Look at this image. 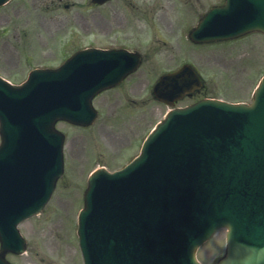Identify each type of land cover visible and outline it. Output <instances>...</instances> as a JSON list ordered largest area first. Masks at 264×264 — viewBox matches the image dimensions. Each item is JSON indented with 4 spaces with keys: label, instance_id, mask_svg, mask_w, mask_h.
<instances>
[{
    "label": "water",
    "instance_id": "95a60500",
    "mask_svg": "<svg viewBox=\"0 0 264 264\" xmlns=\"http://www.w3.org/2000/svg\"><path fill=\"white\" fill-rule=\"evenodd\" d=\"M249 4L254 18L247 19L250 24L243 19L242 32L251 27L264 31V0ZM124 71L115 77L104 55L86 53L56 71L35 70L19 86L0 78V160L12 151L27 150L36 133L51 142L55 119L86 123L90 97ZM191 132L197 145H183L196 152L189 159L179 145ZM52 145L57 146L60 163L61 143ZM175 158L182 168L193 166L194 172L174 176L170 167ZM166 190H176L177 196L197 206L191 229L175 228L169 222L162 203ZM120 203L136 216L147 234L146 243L152 246L143 264H197L195 247L219 225L228 228V247L218 264H264V79L251 107L206 102L174 111L132 164L91 178L79 218L85 264H132L125 250L111 254L108 250L115 249L102 242L104 234H110L105 233V219H123L114 210ZM40 205L38 201L27 213ZM167 205L173 208L175 202ZM101 211L105 216H99ZM126 226L132 236L137 235L130 221ZM103 250L110 255L108 260Z\"/></svg>",
    "mask_w": 264,
    "mask_h": 264
},
{
    "label": "rangeland",
    "instance_id": "374dc122",
    "mask_svg": "<svg viewBox=\"0 0 264 264\" xmlns=\"http://www.w3.org/2000/svg\"><path fill=\"white\" fill-rule=\"evenodd\" d=\"M14 9H17L14 7ZM11 9L3 8L0 10V23L4 26L10 24L8 27V37L13 38L15 31L14 28L22 21L18 15H24L20 12H12ZM179 12H175L172 21L178 19ZM189 15V11L184 13ZM25 15L29 16L28 13ZM10 17V18H9ZM2 20V21H1ZM71 23L76 25L71 19ZM28 24V22H27ZM33 27L27 29L30 26H25L24 30L30 32H44L47 29V35H50L55 41L48 43L47 45L39 46L42 49L36 50L39 43L32 47L24 37L20 40L15 38L14 40L6 39L8 42H0V74L6 77L16 76L15 81H19L24 71L28 68L25 60L22 59L24 54L31 55L32 59L30 63L40 62L43 58H52L59 49V44L62 42L66 44L65 40H72L76 36V30L66 28H45L43 29L35 21L30 23ZM102 25L98 24V27ZM88 28V26H86ZM100 29V28H98ZM122 33H116L112 36L120 38ZM32 37L36 40L38 38L35 35ZM259 35H252L248 39H243L238 42L228 44V46L221 48V54L224 57L223 64H227L226 67L219 63L221 61L219 56L214 57L212 53H208L211 57L206 62H201L202 68L205 69V73L208 76L209 87L217 95L236 96L240 94V99L249 101L251 99L252 90L264 73V41ZM61 41V42H60ZM69 46L71 48L76 40L71 42ZM13 46L22 49L21 55L17 54L18 60H10L12 54L9 51H13ZM43 51V52H42ZM13 53V52H12ZM17 55H14L15 57ZM208 55H203V59ZM32 65V64H31ZM229 88L230 90L226 91ZM233 88V90H231ZM226 91L225 93L223 92ZM237 90V91H235ZM137 92L136 90H134ZM230 100H233L232 98ZM105 104L100 105L103 107ZM107 106V105H106ZM108 107V106H107ZM152 111V113H150ZM164 112L163 107H158L152 104V108L147 112L148 115L143 113H135L130 118L125 120L120 119L116 122L110 121V129H106L100 122L94 124L90 130L83 132L79 128L70 129L65 124L60 123L59 126L62 130L66 131L67 141L65 142L64 154L66 159V166L68 167V174L60 182L54 193L52 204L49 209L40 214L29 223L23 224V228L29 236L31 242V248L35 255L31 258L20 257L22 264H67L61 251L63 247L68 248V264H82L79 252L75 251V238L71 235V222L73 216L77 211V208L81 206V203L75 205L79 199L81 191L84 188L83 178L91 168L98 164H106L110 168L118 166L122 161H127L131 155L136 152L133 145L137 142L138 138H141L146 129L151 123L160 118ZM138 114V115H137ZM136 115V116H135ZM118 114L116 115V118ZM146 117V118H144ZM123 125V127H121ZM126 130V132L124 131ZM127 137V138H126ZM135 141V142H134ZM130 150L127 152V148ZM125 155L120 162H115L112 156L116 154ZM65 220V222H64ZM65 228L61 230L63 225ZM224 237L225 231L219 230L212 238V240L205 246L199 249V258L205 264H210L211 257L219 255L224 251ZM37 238H40L38 242ZM68 243V245H66ZM41 253H38L40 252ZM43 250V252H42ZM59 250V252L57 251ZM35 256V259H34Z\"/></svg>",
    "mask_w": 264,
    "mask_h": 264
}]
</instances>
